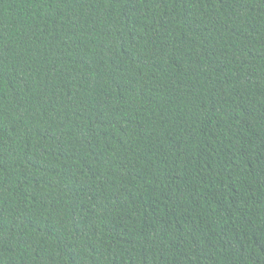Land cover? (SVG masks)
<instances>
[{"label": "trees", "instance_id": "obj_1", "mask_svg": "<svg viewBox=\"0 0 264 264\" xmlns=\"http://www.w3.org/2000/svg\"><path fill=\"white\" fill-rule=\"evenodd\" d=\"M0 264H264V0H0Z\"/></svg>", "mask_w": 264, "mask_h": 264}]
</instances>
